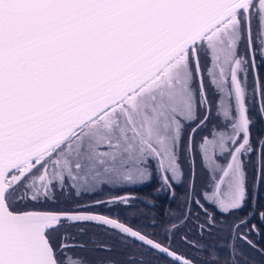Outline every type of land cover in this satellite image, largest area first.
<instances>
[{
	"label": "snow or ice",
	"instance_id": "1",
	"mask_svg": "<svg viewBox=\"0 0 264 264\" xmlns=\"http://www.w3.org/2000/svg\"><path fill=\"white\" fill-rule=\"evenodd\" d=\"M258 57L264 0H0V264H86L77 237L88 224L168 264H220L215 251H180L207 252L182 226L203 232L240 210L249 162L264 182L250 110L264 117ZM154 175L168 191L190 177L166 244L99 211L133 196L78 202ZM246 222L227 227L251 245ZM231 257L224 264H238L234 246ZM126 264L151 261L133 253Z\"/></svg>",
	"mask_w": 264,
	"mask_h": 264
},
{
	"label": "trees",
	"instance_id": "2",
	"mask_svg": "<svg viewBox=\"0 0 264 264\" xmlns=\"http://www.w3.org/2000/svg\"><path fill=\"white\" fill-rule=\"evenodd\" d=\"M257 63L260 65V58ZM250 110L254 118V127L252 129L253 138L259 139L260 137H264V117H261L256 112L255 105L250 104ZM184 171L186 173L189 171L187 164L184 165ZM247 171L250 180L248 181V198L244 205L246 208L244 213L237 210L229 216L217 215V221H221L222 223L217 224L216 227L211 229L205 227L203 232L197 229L192 222L183 225L182 233L190 231L191 235L189 236V240L193 242L198 241L200 244L206 245L207 252H197L195 247L185 248L183 245L180 246V251H187L191 255H202L205 259H207L209 252L215 251L219 257L220 264H224L225 258L232 259L231 248L234 246L238 253V264H264V220L258 215L260 210H264V200H262L263 191L258 190V182L254 179V163H248ZM188 182L189 176L183 177L181 181L173 182L174 186H178V189H174L173 191V202H168L161 196V191L158 189H161L162 186L159 176L156 175L145 183L124 186L122 192L115 191L116 185H109L103 190L97 189L95 195L92 193L84 194L78 202L87 204L95 200H107L113 195L133 196L135 199L131 200L128 205L120 204L117 206L105 204L99 211L101 214L112 215L113 217L118 216L122 222L129 224L134 229H139L146 233H156L157 235L153 238L162 244H166V237L171 235L168 229L173 224L179 225L180 220L183 219L181 213L186 207L184 200ZM154 184H156L157 188H153ZM196 184L199 190L200 185L197 176ZM251 190H253V199L250 203ZM56 198L59 203H64L70 199L67 192L57 193ZM195 211L196 209L193 208V212ZM245 217H247V222L240 229V232L247 233L248 240L252 242L251 245L240 239H237V242L233 243L232 235H230L231 230L227 227V225L238 223ZM204 219L201 215V223ZM252 225H256V228L249 231L248 229ZM83 227L84 234L78 236V238L83 236V242H88L90 236L102 239L103 236L108 234L103 229L91 224L84 225ZM108 236L109 246L111 248L108 251V258L111 261L117 262V264H126L127 257L133 253L140 260L151 261V264H168L167 258L160 254L154 255L152 253H146V249L141 247L138 242L122 244L114 235L108 234ZM140 253L146 254L140 255ZM80 255L85 259L86 264L102 263V253L100 251L96 253L92 250H84Z\"/></svg>",
	"mask_w": 264,
	"mask_h": 264
},
{
	"label": "flooded vegetation",
	"instance_id": "3",
	"mask_svg": "<svg viewBox=\"0 0 264 264\" xmlns=\"http://www.w3.org/2000/svg\"><path fill=\"white\" fill-rule=\"evenodd\" d=\"M259 60V58H257V61ZM260 72L262 74H264V61H260ZM262 200H264V191L262 192ZM75 231V230H73ZM88 242H83V236L81 237H77V242L79 243H84L86 245V248L81 250L82 252H80V254L83 253L84 250L88 251V250H92L93 252L98 253V251H100L102 253V262L103 264H107V262L109 261L108 258V251H104L100 249V245L102 244H106L109 246V236L108 234H106L105 236L102 237V239L96 238V237H89L88 238ZM135 259L137 261H140L139 257L136 256ZM102 264V263H101Z\"/></svg>",
	"mask_w": 264,
	"mask_h": 264
},
{
	"label": "rangeland",
	"instance_id": "4",
	"mask_svg": "<svg viewBox=\"0 0 264 264\" xmlns=\"http://www.w3.org/2000/svg\"><path fill=\"white\" fill-rule=\"evenodd\" d=\"M259 58V57H258ZM260 61H264V59H260ZM254 114H256V112H254ZM252 115V114H251ZM254 116V115H253ZM253 127H254V123H253V125H252V129H253ZM203 173L202 172H200V170H199V167H198V165H197V170H196V176L198 177V180H199V185H201V182H202V179H203ZM250 180V176L248 175V181ZM253 180V179H252ZM258 182V190H262V191H264V182H259V181H257ZM156 186V184H154L153 185V188H157V186ZM175 188V190L176 189H178L177 187L178 186H174ZM161 192H160V194H161V196L163 197V199H165L166 201H168V202H173V200H174V195H173V191H168V190H160ZM253 193V190H251V196H250V203L252 202V199H253V197H252V194ZM246 210V208H245V206H243L241 209H240V212H242V213H244V211ZM232 239H233V237H232ZM232 242L233 243H236L237 242V239H233L232 240Z\"/></svg>",
	"mask_w": 264,
	"mask_h": 264
},
{
	"label": "water",
	"instance_id": "5",
	"mask_svg": "<svg viewBox=\"0 0 264 264\" xmlns=\"http://www.w3.org/2000/svg\"><path fill=\"white\" fill-rule=\"evenodd\" d=\"M189 183H190V177H189V182H188V185H189ZM160 255H162L163 256V254H160ZM164 257V256H163ZM167 259H170V258H167Z\"/></svg>",
	"mask_w": 264,
	"mask_h": 264
}]
</instances>
